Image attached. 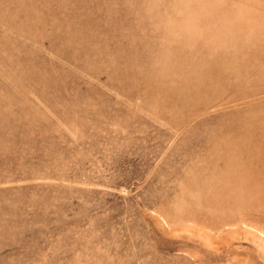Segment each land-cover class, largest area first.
Listing matches in <instances>:
<instances>
[{
    "label": "rangeland",
    "instance_id": "1",
    "mask_svg": "<svg viewBox=\"0 0 264 264\" xmlns=\"http://www.w3.org/2000/svg\"><path fill=\"white\" fill-rule=\"evenodd\" d=\"M0 264H264V0H0Z\"/></svg>",
    "mask_w": 264,
    "mask_h": 264
}]
</instances>
